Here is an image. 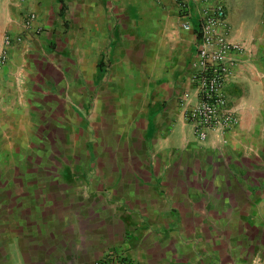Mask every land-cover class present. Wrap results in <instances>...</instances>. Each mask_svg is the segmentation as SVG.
Masks as SVG:
<instances>
[{
	"label": "crops",
	"instance_id": "1",
	"mask_svg": "<svg viewBox=\"0 0 264 264\" xmlns=\"http://www.w3.org/2000/svg\"><path fill=\"white\" fill-rule=\"evenodd\" d=\"M219 1L227 41L241 51L230 56L223 88L236 122L210 132L206 145L182 138L172 148L163 142L195 102V4L193 30L183 31L173 0H0V51L22 17L35 15L0 68V193L18 198L0 220V264H95L113 250L136 264H206L202 253L221 264H264V0ZM103 48L131 98L120 112L116 95L98 94L101 134L112 123L119 134L93 148L99 184L83 179L86 138L77 141L67 107L46 92L80 100L74 73L95 74ZM63 148L84 156L66 158ZM40 163L52 169L39 172ZM151 172L161 173L157 188L142 185ZM258 208L263 223L247 221ZM157 227L177 236L151 233ZM179 240L185 245L174 250Z\"/></svg>",
	"mask_w": 264,
	"mask_h": 264
},
{
	"label": "rangeland",
	"instance_id": "2",
	"mask_svg": "<svg viewBox=\"0 0 264 264\" xmlns=\"http://www.w3.org/2000/svg\"><path fill=\"white\" fill-rule=\"evenodd\" d=\"M107 48H103L99 54H98V60H97V69L95 71V74H88L86 78L78 71L76 70L74 73V77L71 80V84L79 87L82 90V96L80 100H72L69 97H63L61 94H58L56 91L53 94V90H50L49 92H46L48 94H51L53 97H55L60 102L64 103V105L67 107L68 111L66 110L65 113L67 115V118H70V125L66 126L70 131H75L76 133V139L77 141L86 138V142L83 145L85 148V152L87 153L89 159H88V166L87 171L83 170L82 175L83 179L88 181L92 179V182H97L100 184L101 178H103V175L101 174V171L97 170L95 165V154L93 153V148H95V144L98 143V146L100 145V142L104 141L107 137L111 142L115 143L118 139L119 134H116L117 126L115 123H112L113 125L110 127V129L107 130L106 133L101 134L102 130L100 129V120L101 117L98 113V94L101 93L102 90H107L109 94L116 95L118 101H120L119 105V111L124 112L126 108H128L129 100L131 98L130 94V81L125 80V83L120 82V77H123L120 70H117L115 68L110 67V60H109V53L106 51ZM195 51V48H194ZM67 55V54H63ZM82 57V56H81ZM83 58V57H82ZM3 66L2 68H4ZM111 70L114 71V73H119L118 78L115 77L114 80H111L110 76L112 75ZM128 75V74H127ZM125 78V77H123ZM184 125H181L180 122L176 123L173 127V130L169 135L167 136L166 140L163 142V145L165 147H172L176 148V146H179L181 143L182 138H184L187 141L194 142L198 145L201 144H207V140L204 142L197 141L196 138L193 135L191 126L184 122ZM82 132V133H80ZM75 136H72L74 138ZM102 150V149H101ZM99 148L95 149V152L101 151ZM39 150V157H43L42 152ZM60 155L66 156V158H71V155L75 153L76 158H82L83 155V149L82 148H76L73 150H68L67 148H63L58 150ZM40 162V161H39ZM60 166H62V162H59ZM50 170L52 167L49 165L44 166L42 163L39 164V172L44 170ZM63 169V167H62ZM65 176V174H63ZM151 182H143L142 185L145 187H153L157 188L159 185V179L161 178V173L155 175L153 172L149 173V177ZM4 179V177H3ZM7 182V181H6ZM6 182L0 181V186L5 185ZM20 184L25 183V181H20ZM26 183H29V181H26ZM90 183V181H89ZM57 182H49V188H52V185L57 186ZM92 188V187H91ZM5 194V193H4ZM4 194L0 193V220H6L8 219V216L5 214V211L7 207H9V204H14L15 200L18 198L15 197H7ZM98 195V193L92 192L90 193ZM103 195V198H108V194L101 192V196ZM28 198V197H27ZM30 197L28 199V204L32 206H39V200L33 202L31 201ZM39 198V197H38ZM21 201V200H20ZM18 202V201H17ZM38 202V203H37ZM262 208L256 209V214H249L247 216V221L249 222H256L257 224L263 223L264 220V213L261 214L263 216H260V210ZM141 230L147 231L149 228H142ZM151 233H154L155 235H161L163 238L171 237V236H177L174 230H166L162 228H153L151 230ZM179 245H185V242L182 240H179L178 242H173L172 248L174 250L178 249ZM121 256L124 259V262L121 260ZM200 260H204V263L206 264H221L214 255L202 253L199 256ZM95 264H136V261L133 259H130L124 252L120 250H113V251H106L104 252L100 257L97 258L95 261ZM237 264V263H234Z\"/></svg>",
	"mask_w": 264,
	"mask_h": 264
},
{
	"label": "built area",
	"instance_id": "3",
	"mask_svg": "<svg viewBox=\"0 0 264 264\" xmlns=\"http://www.w3.org/2000/svg\"><path fill=\"white\" fill-rule=\"evenodd\" d=\"M183 31H192L190 4H195L197 25L195 51L188 73V83L194 94V104L184 107L183 118L197 141H204L210 132H225L236 122L228 107L223 88L230 75V56L240 54L237 45L230 44L226 35V11L219 0H173ZM35 20L33 13L22 17L21 31L5 35L0 51V68L6 65L9 48L20 44ZM121 260L124 262L123 257Z\"/></svg>",
	"mask_w": 264,
	"mask_h": 264
}]
</instances>
